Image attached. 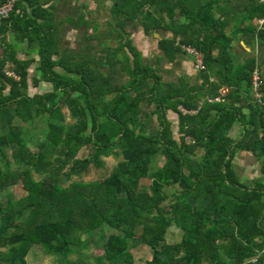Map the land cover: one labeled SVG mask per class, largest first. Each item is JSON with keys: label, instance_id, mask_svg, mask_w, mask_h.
<instances>
[{"label": "trees", "instance_id": "1", "mask_svg": "<svg viewBox=\"0 0 264 264\" xmlns=\"http://www.w3.org/2000/svg\"><path fill=\"white\" fill-rule=\"evenodd\" d=\"M52 1L20 0L8 19H0V264H28L34 247L50 256H82L89 249L84 237L101 231L109 233L100 264H136L131 249L137 246L153 252L145 264H264V186L250 192L235 179L229 138L236 122L254 126L238 148L264 160L262 107L250 104L247 123L231 103L244 85L252 88L257 64L249 62L233 80L226 35L242 18V32L264 41V24H252L264 20V0H107L117 48L85 43L79 51L65 47V27L85 26L92 42L99 39L98 26L85 15L60 18ZM136 23L147 37L171 32L158 44L171 63L184 47L201 52L200 88L208 90L164 83L133 46L128 28ZM11 35L37 50L39 79L33 83L53 91L27 94L34 62L18 59ZM9 65L19 81L5 75ZM221 84L229 87L224 100L230 103L217 100ZM66 108L75 124L65 123ZM170 109L180 117L178 141L166 120ZM46 114L48 130L32 151L24 124ZM87 147L96 154L119 149L123 159L103 180L63 186L71 166L86 165L78 155ZM159 159L163 164L154 170ZM17 186L23 195L13 199ZM172 226L182 232L177 244L166 239Z\"/></svg>", "mask_w": 264, "mask_h": 264}, {"label": "rangeland", "instance_id": "2", "mask_svg": "<svg viewBox=\"0 0 264 264\" xmlns=\"http://www.w3.org/2000/svg\"><path fill=\"white\" fill-rule=\"evenodd\" d=\"M57 4L58 6L56 11L60 18H68L72 16L76 20H78L81 16L85 15L87 20L91 22V27L98 26L97 37H99V39L89 42L86 39L87 34L85 26H83L79 30H75L67 25L65 27V47H69L74 51H79L83 44L91 43L92 45L98 47L100 46L99 44H101V46L104 45L107 47H111L112 49L117 48L118 40H115L113 36H109V22L111 21L110 1L58 0ZM128 29L130 31L131 37L134 40V45L137 46L138 49H146L147 53H145V57L147 59V62L149 63V61H152L151 64L155 66V63L157 61L155 37L150 38L152 39L151 41L146 40L141 43L140 40L135 41V38H139V36L141 38H144L143 27H141L139 23H136L134 25H131ZM90 34H93V28L90 30ZM158 36L160 35L158 34ZM12 40L13 39L11 38L10 41ZM16 44L18 46V51L20 52L23 48H19L18 42ZM99 52L100 50L98 51V54ZM165 65H167V61H164L161 64V69H164ZM37 75V73H32L29 75L30 80L28 82L27 94L29 96H34L35 94H42L44 92L53 91L52 88L48 85L38 87L31 83V77ZM124 81L128 82L129 78L126 77ZM64 111L66 114L65 123L75 124L77 122V118L73 116L72 112L68 108H66ZM45 116H48V114L36 118L33 124H24L26 130L25 140L28 148H30L32 151L36 150V143L40 138L43 137L44 131L48 130V124H46V122L42 119ZM99 120L101 123H108L104 114H100ZM8 156L11 162V167L14 168L15 163L11 157L10 152H8ZM122 159L123 156L121 150L119 149H116L111 153L107 152L105 154H96L95 150L90 147L83 148L78 155V160L84 161L86 165H79L77 168L71 166L67 170V172L70 173L68 174V176L63 178L62 184L63 186L68 187L74 182H90L103 180L108 177L111 170L116 167ZM88 162H90V164H88ZM162 164L163 160H156L153 169L156 170L158 167L162 166ZM35 178L39 180L41 179V176L35 173ZM10 194L12 195L13 199H17L22 197L23 192L21 188L17 186L11 189ZM108 233V231H101L91 238H89V236H85L84 240L87 241L89 249L83 252L82 256H80L78 252L71 256L69 259L63 256H50L46 255L41 247H34L31 254L28 255L29 257L27 261L29 264H100L97 260V257L101 254L100 249L104 243L103 241L107 238ZM166 239L169 244H177L182 239V232L177 229L176 226H172L167 233ZM131 252L133 253L136 264H145L153 258V252L144 246H137L136 248H132Z\"/></svg>", "mask_w": 264, "mask_h": 264}, {"label": "crops", "instance_id": "3", "mask_svg": "<svg viewBox=\"0 0 264 264\" xmlns=\"http://www.w3.org/2000/svg\"><path fill=\"white\" fill-rule=\"evenodd\" d=\"M57 1L58 0H53L50 5L58 6ZM242 21L243 19L240 18L238 21L233 22L229 27H227L226 35L231 40L229 53L232 63V67L230 68L228 74L234 80L235 75L241 73L242 70L245 69V66H247L249 62L254 60L257 64L256 69H259L264 77V41L253 40L251 36L249 35L247 36V34H244V32H242L241 29ZM252 24L257 26L258 28H263L264 20L256 18ZM244 25L251 26V22L245 21ZM159 35L160 36H158V32H157V34H155L154 36L147 37L144 32V36H143L144 38H141L139 36V38H135V41L140 40L141 43H143V41L146 40L151 41L152 39L150 38L155 37V43H156L155 50L157 53V61L155 63L154 68L157 69V74L162 78L163 82L166 84H180V82H185L188 86H196L197 91H200L201 93L206 92L208 90V86H206L204 89L200 88V85L202 84V80H201L202 74L196 71L193 59L188 54L185 53L184 55L179 56L176 59V61L172 63L162 57V53L158 48L159 42L163 39H170L173 36L171 32H160ZM10 37L13 40L10 41L11 39L10 38L9 41L10 43L13 42V44L15 45L18 59L22 61L31 60L32 62H34L30 66L29 75L32 73H38L37 71H38V67L40 66V60L38 57L37 50L28 49L26 44L18 41V39H16L13 35H11ZM131 40L132 42L134 41L132 37ZM17 42L19 44V48L21 47L23 48L20 52L18 51V46L16 44ZM2 43L4 42L0 40V55H1L0 58L4 55V47L1 46ZM133 46L141 54H143L145 60L147 61L145 57V53H147V50L138 49V47L135 46L134 43ZM164 61L165 62L167 61V65H165L164 69H161V64ZM151 62L152 61H149V63ZM11 69L12 66L9 65L7 71H11ZM164 74H165V78H164ZM35 79H39V75L31 77V83H33V80ZM211 82L217 83L218 79L212 78ZM41 86H43V84L40 85V87ZM222 89H225V93L221 96ZM228 92H229V87L225 84H221V87L219 89L221 100H218V97L217 100L224 102L225 101L224 98L227 96ZM239 92H240V97L234 94L233 95L234 100L230 102L234 106L239 107L241 111H243V115L246 117L245 120L247 123H249L252 114V111L250 109V104L253 103L255 104L256 102L253 95V90L252 88H247L246 85H244V88H240ZM230 102L225 101V103H230ZM166 120L171 127V131L173 133L172 136L174 137V139L178 141L179 127H180L179 114L177 112L172 111L171 109L167 110ZM248 129L253 130L254 126L252 125L246 126L244 123L240 121L236 122L229 133V138L233 142L231 148V152H232L231 168L233 171V175L236 180H239L251 192L252 190L260 189L263 188L264 186V171H263L264 160L258 157L253 152H249L242 148H238V143L243 140L244 136L248 132ZM263 135L264 134L262 133V136ZM200 156H202V153L200 154ZM28 257L26 258V261Z\"/></svg>", "mask_w": 264, "mask_h": 264}, {"label": "built area", "instance_id": "4", "mask_svg": "<svg viewBox=\"0 0 264 264\" xmlns=\"http://www.w3.org/2000/svg\"><path fill=\"white\" fill-rule=\"evenodd\" d=\"M20 0H6L0 4V19H8L10 14L15 9L16 4ZM183 50L188 54L194 62L196 71L203 72L205 71L204 65V56L201 52L197 51L192 47H184ZM5 75L9 78H14L19 81V78L15 76L11 71H7ZM252 90L256 103L262 107L263 116H264V77L259 69H256L253 73L252 79ZM225 93V89L221 90V96ZM218 100H221V97H218ZM183 112H187L185 109L181 108ZM196 111H190V113H195ZM258 259H255L254 262H257Z\"/></svg>", "mask_w": 264, "mask_h": 264}, {"label": "water", "instance_id": "5", "mask_svg": "<svg viewBox=\"0 0 264 264\" xmlns=\"http://www.w3.org/2000/svg\"><path fill=\"white\" fill-rule=\"evenodd\" d=\"M75 143H76V142H75ZM75 143H74V144H75ZM147 221H148V222H152V221H153V219H149V220H147Z\"/></svg>", "mask_w": 264, "mask_h": 264}]
</instances>
